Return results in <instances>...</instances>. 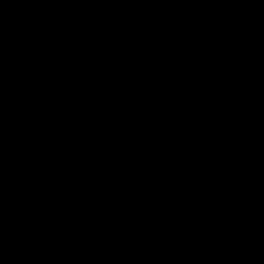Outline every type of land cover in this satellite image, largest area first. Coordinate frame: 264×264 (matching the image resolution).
<instances>
[{"label":"water","instance_id":"water-1","mask_svg":"<svg viewBox=\"0 0 264 264\" xmlns=\"http://www.w3.org/2000/svg\"><path fill=\"white\" fill-rule=\"evenodd\" d=\"M0 264H264V0H0Z\"/></svg>","mask_w":264,"mask_h":264}]
</instances>
